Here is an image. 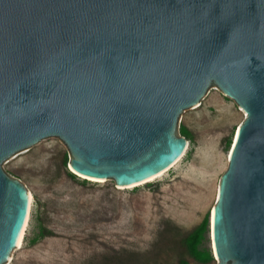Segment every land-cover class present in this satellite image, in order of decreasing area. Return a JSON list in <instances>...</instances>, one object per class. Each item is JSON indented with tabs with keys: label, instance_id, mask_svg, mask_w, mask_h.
Returning <instances> with one entry per match:
<instances>
[{
	"label": "water",
	"instance_id": "obj_1",
	"mask_svg": "<svg viewBox=\"0 0 264 264\" xmlns=\"http://www.w3.org/2000/svg\"><path fill=\"white\" fill-rule=\"evenodd\" d=\"M217 86L245 112L209 233L217 264H264V0H0V264L26 187L1 163L55 136L118 186L170 166L179 115Z\"/></svg>",
	"mask_w": 264,
	"mask_h": 264
},
{
	"label": "rangeland",
	"instance_id": "obj_2",
	"mask_svg": "<svg viewBox=\"0 0 264 264\" xmlns=\"http://www.w3.org/2000/svg\"><path fill=\"white\" fill-rule=\"evenodd\" d=\"M246 114L217 86L186 108L175 128L180 160L153 181L125 188L73 172L66 144L48 136L1 167L31 195L22 244L4 264H197L184 239L208 218L199 250H210V209ZM186 129L183 135L180 128ZM67 171L74 174L71 177Z\"/></svg>",
	"mask_w": 264,
	"mask_h": 264
},
{
	"label": "trees",
	"instance_id": "obj_3",
	"mask_svg": "<svg viewBox=\"0 0 264 264\" xmlns=\"http://www.w3.org/2000/svg\"><path fill=\"white\" fill-rule=\"evenodd\" d=\"M180 132L183 135L187 134V131L185 128L181 127ZM67 174L71 177H74L75 175L71 172L67 171ZM208 218H205L204 221L196 227L193 232L186 236L184 239V244L187 249V251L195 258L197 261V264H208L214 261L213 256L210 252V250H199L198 245L200 244L203 233L206 229ZM182 264H187V262H182Z\"/></svg>",
	"mask_w": 264,
	"mask_h": 264
},
{
	"label": "bare ground",
	"instance_id": "obj_4",
	"mask_svg": "<svg viewBox=\"0 0 264 264\" xmlns=\"http://www.w3.org/2000/svg\"><path fill=\"white\" fill-rule=\"evenodd\" d=\"M241 125V124H240ZM240 125L238 126V128H237V130L234 132V136H233V140L235 141L236 140V133L238 132V130H239V127H240ZM233 142V141H232ZM231 146H232V144H231ZM186 148H187V144H186V146H185V150H186ZM185 150L183 151V153L170 165V166H167L166 168H164V169H162L161 171H159V172H157V173H155V174H153V175H151V176H149V177H147V178H145V179H143V180H141L140 182H137V183H133V184H128V185H123V186H121V187H125V188H132V187H134V186H136V185H141V184H144V183H147V182H150V181H153V180H155L156 178H158V177H160L161 175H163L167 170H169L171 167H173L179 160H180V158L183 156V154H184V152H185ZM229 153H230V151H229ZM73 171V170H72ZM74 172V171H73ZM76 173V172H75ZM78 174V173H77ZM80 175V174H79ZM81 176H83V177H85V178H89V177H87V176H84V175H81ZM89 179H91V180H97V181H101V179H95V178H89ZM27 198H28V211H27V218H26V225H27V221H28V215H29V210H30V205H31V195H30V193H29V191H27ZM214 206L215 205H213L212 206V208L210 209V216H209V229H210V225H211V223H212V220H213V213H214ZM26 225H25V228H26ZM25 231V230H24ZM210 234V233H209ZM23 235H24V233H23ZM23 235H22V237H21V240H20V242H19V244L17 245V247L15 248V249H19L20 247H21V244H22V239H23Z\"/></svg>",
	"mask_w": 264,
	"mask_h": 264
}]
</instances>
